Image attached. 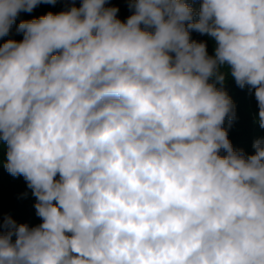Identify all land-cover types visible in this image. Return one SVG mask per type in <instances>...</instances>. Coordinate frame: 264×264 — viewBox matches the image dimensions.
Returning <instances> with one entry per match:
<instances>
[{"label":"clouds","instance_id":"clouds-1","mask_svg":"<svg viewBox=\"0 0 264 264\" xmlns=\"http://www.w3.org/2000/svg\"><path fill=\"white\" fill-rule=\"evenodd\" d=\"M56 2L0 0V38ZM107 4L0 44L3 167L41 219L0 222V264H264V138L246 154L224 127L230 77L264 129V0Z\"/></svg>","mask_w":264,"mask_h":264},{"label":"trees","instance_id":"trees-1","mask_svg":"<svg viewBox=\"0 0 264 264\" xmlns=\"http://www.w3.org/2000/svg\"><path fill=\"white\" fill-rule=\"evenodd\" d=\"M79 7L82 0H57L55 5L41 3L31 13L22 12L13 25L9 36L0 38V44L8 39L22 40L23 34L16 32V27L21 20H31L45 15L51 11L58 13L70 7L72 4ZM199 0L194 6L198 7ZM129 0H108L107 6L119 8L118 18L125 21L132 14L129 9ZM191 38L197 41H208L209 54L213 51V43L207 36L193 31ZM225 89L236 105V119L229 127L225 122L224 127L228 129V137L236 149H243L246 154H254L252 144L257 138H264V129L254 123L258 111L254 94L248 88H239L230 77L227 79ZM223 154V152L221 153ZM5 149L0 145V222L7 216H11L17 223H27L35 226L41 222L36 215L34 204L36 198L32 195L31 189L27 187L24 178L11 176L3 167Z\"/></svg>","mask_w":264,"mask_h":264}]
</instances>
